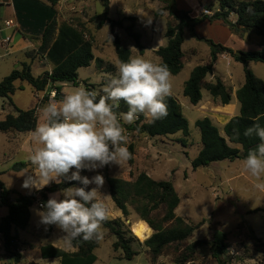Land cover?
<instances>
[{"label":"trees","instance_id":"trees-1","mask_svg":"<svg viewBox=\"0 0 264 264\" xmlns=\"http://www.w3.org/2000/svg\"><path fill=\"white\" fill-rule=\"evenodd\" d=\"M59 0H11L16 19L21 28L22 35L32 40H39L40 45L36 50L27 51L25 56L29 61L36 57L31 54L42 55L51 65L49 71L38 76L32 74L31 64L23 62L19 69H14L9 75L0 81V98L8 99L12 105L11 97L22 85L28 84L36 93H57L60 99L61 85L64 83H78V70L86 68L95 63L101 67L102 60L95 58L93 54L92 40L87 37L84 30L70 23H57V4ZM164 4L153 14V22L156 23L166 12L172 22L166 23L163 37L167 39L166 45L160 46L155 55L160 58L159 64H166L170 69L171 76L178 75L186 63V55L182 51L184 43V32L188 30L194 35V27L203 21L210 23L220 21L228 26L231 32L240 39H249L254 34L260 38L257 51H235L222 44L196 37L197 40L206 42L210 47L209 61L203 65L194 67L188 80L183 86V95L187 97L192 105H198L202 100V91L205 90L221 105H228L232 101V91L220 79L207 81L208 75L213 72V66L219 55H228L235 63L243 66L244 82L235 91V97L240 105L239 114L230 118L224 124L222 136L218 128L210 118L204 117L196 121L195 125L200 132L201 149L192 160V169L208 167L211 163L220 161L244 160L250 149H254L259 138L256 136L246 137L244 131L257 122L264 126V81L255 76L249 65L251 63L264 64V0H216L214 6L216 11L212 15L202 14L198 19H191L188 12L176 9V0H159ZM213 6V5H212ZM104 10L99 16L100 21L97 28L100 29L105 23L109 25L112 33V44L118 63L127 61L132 56V51L122 45L116 28L125 29L127 35L133 40L135 46L142 52L140 34L134 32L133 17L124 20H112L108 17V0L103 1ZM251 9V11H248ZM235 15L236 21L229 20L230 15ZM124 21L131 24L124 27ZM31 52V53H30ZM168 115L164 119L155 122H146V118L140 115L137 120L127 126V129L138 134H146L149 137H167L181 133L184 137L189 135L188 122L182 114V108L178 100L169 96L166 99ZM16 115L8 114L0 121V132L14 135L21 133H32L38 123L36 108L20 110L14 108ZM127 105L120 103L117 113L127 112ZM239 131V138L235 132ZM180 142L186 144V140ZM239 146V148L235 147ZM129 152L133 153V145L128 146ZM129 163L133 158L128 159ZM27 164L15 163L11 170L18 172L24 170ZM75 171V169H72ZM86 170L81 175H86ZM1 175V173H0ZM111 201L119 210L124 219L129 216V208L137 215L140 221L145 222L152 230L151 236L143 242L146 253L151 264H156L159 257L164 254L173 255L175 264H191L195 261L198 252L204 247L209 248L212 259L218 264H225L222 256L227 249V234L215 231L210 240H195L188 242L202 223L193 226L175 214L179 206L180 198L173 184L169 181H156L145 173H140L135 179L127 181L120 178L105 177ZM78 185V182L64 181L61 184L52 183L42 190L31 194H18L14 200L11 195L15 194L7 189L0 180V207L7 208V215L0 219V232L4 236L5 251L7 256L19 263L20 248L17 231L25 230L30 222V209L34 204H40L48 200V195L60 192L61 189ZM264 211L254 210L252 213ZM54 225H50L52 230ZM103 228L108 230V237H115L112 247L115 251L121 250L122 258L133 260L138 255L132 250L125 233L124 220L117 218L106 221ZM135 238H133L134 240ZM255 240L257 238L254 237ZM99 240L83 241L76 239L72 241L74 252H66L47 244L41 248L43 259H60V264H94L97 260L94 250L98 247ZM264 264V263H260Z\"/></svg>","mask_w":264,"mask_h":264},{"label":"rangeland","instance_id":"rangeland-1","mask_svg":"<svg viewBox=\"0 0 264 264\" xmlns=\"http://www.w3.org/2000/svg\"><path fill=\"white\" fill-rule=\"evenodd\" d=\"M4 1L0 0L1 3ZM103 1H58L57 23H70L82 28L87 37L92 40L94 57L101 58L102 60L100 68L93 62L89 67L79 69L78 83L76 85L72 83L62 84V95L70 94L74 88L80 86L103 94L102 88L104 82L110 75H115L117 72L116 66L118 61L112 44V33L109 25L105 23L100 29L97 28V24L100 21L99 16L104 10ZM215 1L176 0L175 5L178 11L188 12L190 18L195 20L200 18L205 10H212V7H215ZM108 4V17L112 20H124L127 17L136 19L132 23L133 30L141 36L140 43L143 46L142 52L135 46L133 40L127 35L124 28L115 29L122 45L132 51L131 57L142 56L153 63L159 64L160 58L155 55L154 50H157L162 43V46L166 45L167 39L163 35L166 23L169 21L172 22V20L168 17L167 12L156 23L153 22L152 17L164 4L159 0H108ZM3 17L9 16L0 7V19ZM232 19L233 17L229 18L230 21ZM123 24L124 27H127L131 22L124 21ZM157 26L161 30L160 36L157 35L159 33ZM17 28L23 32L25 31L21 27ZM229 34L233 33L223 23L217 22L210 24L207 21L198 23L194 27V35L188 30L184 32L182 51L187 59L182 71L176 76H171V96L175 97L180 103L182 114L188 122L189 135L187 137H184L181 133L167 137H149L146 134H138L128 130L127 126L133 123L127 124L121 119L120 122L125 129V135L128 137L127 147L130 144L133 145V162L130 164L127 160L120 165L110 164L95 171H88L86 172V176L91 178L99 173L104 178L110 176L130 181L143 172L156 181L171 182L180 198V203L175 210V214L193 226L202 223L195 230L193 237L188 241L189 243L195 240H210L213 232L222 231L227 234V249L222 256L225 264H260L264 263V211L252 212L256 209L264 210V190L255 187L257 183H264V177L257 180L246 173L243 170L242 160L214 162L208 167H201L196 170H193L191 165L192 160L198 155L201 149L200 132L195 125L197 120L204 117L210 118L218 128L219 133L224 136L222 121L218 120L217 110H215L216 106L210 104L213 98L209 93L203 90L202 100L196 106L192 105L189 99L183 95V86L188 80L192 68L209 61V45L204 41L197 40L196 37L224 45V43H227ZM5 35H13V41L10 45L17 38L13 34L12 28L4 30ZM259 39L258 36L253 35V41H246L245 44L253 45L254 40L259 41ZM231 45L232 47L239 46L236 42H232ZM5 46L2 43V37L0 35V81L14 69H19L22 62L28 61L29 63V59H25L26 56L21 53L9 52V46ZM192 48L197 50V56L191 57L190 53L196 52L192 51ZM31 54H34L33 57H38L34 59L35 61H31L33 62L31 65L32 74L38 76L47 71L48 67L43 66H46L45 64L48 63L45 61L41 63L42 55H36L34 51ZM189 57L191 59L187 62ZM49 66L52 68V65ZM249 67L256 77L264 81V64L251 63ZM213 78H218L223 81L225 86H229L233 94L234 103L236 101V104H238L236 112V115H238L240 106L235 98L234 91L244 82L243 66L235 63L230 58H220L213 67L212 76L207 77L208 80ZM16 85H22V87L11 97L12 105L8 99L0 98V121L7 114L16 115L14 110L16 107L20 110L36 108L38 122H40L41 113L39 110L47 103L50 96L49 93L40 92L35 94L26 83L20 84L17 82ZM206 102H209V104ZM147 121L149 120L146 119ZM22 137H25V135L22 134ZM182 139L186 140V144L180 142ZM36 147L38 145L33 141L31 149L20 151L15 155L11 153L13 146L8 143L6 136L0 133L1 180L22 195L27 193V189L22 187L24 179L30 175V169L33 168L28 157ZM235 147L239 148V146ZM15 163H24L27 164V167L18 172L12 171L9 167ZM91 187H95V185H89V188ZM101 193L109 195L106 182L101 189ZM105 202L110 211L109 220H115L117 218L124 220L125 228L129 230L125 233V238L129 241L132 250L137 252L138 255L133 260L123 259L122 251H115L112 247L113 242L116 240L115 237L109 238L108 230L103 228V239L99 240V245L94 250V254L97 257L94 264H151L146 253V248L143 246V242L146 239L141 241L131 230L132 223L141 222L137 215L129 208V216L124 219L111 199ZM37 208H39L37 204H34L31 208L30 226L25 231H19V236L22 241H26L32 246L31 248H25L23 251L22 263L59 264L58 259L43 260L40 258L39 246L48 243L49 238L47 235L50 226H44L39 223V217L35 211ZM116 213L118 217L115 216ZM63 235L64 233L55 226L51 243L66 250L70 247L65 245L62 238ZM133 238L135 239L133 240ZM2 256H0L1 261ZM156 264H175L173 263V255L167 252V254L159 257ZM191 264L218 263L211 258L209 248L204 247L200 249L195 261Z\"/></svg>","mask_w":264,"mask_h":264},{"label":"clouds","instance_id":"clouds-1","mask_svg":"<svg viewBox=\"0 0 264 264\" xmlns=\"http://www.w3.org/2000/svg\"><path fill=\"white\" fill-rule=\"evenodd\" d=\"M116 67V74L104 82L103 94L80 86L57 99L53 91L39 110L41 120L31 133L38 147L28 157L34 170L22 187L39 191L53 182H78L50 195L35 210L40 224L54 225L64 233L62 238L68 247L76 239H103V225L110 216L105 201L111 196L101 193L103 175L97 173L89 178L81 172L120 165L131 158L121 119L132 124L140 115L150 122L168 115L166 99L172 94V84L166 64L134 56ZM121 102L128 110L117 113ZM259 119L244 131V136L254 135L260 143L248 151L242 162L243 170L257 180L264 177V126ZM235 135L238 139V130ZM255 187L264 190V183Z\"/></svg>","mask_w":264,"mask_h":264},{"label":"crops","instance_id":"crops-1","mask_svg":"<svg viewBox=\"0 0 264 264\" xmlns=\"http://www.w3.org/2000/svg\"><path fill=\"white\" fill-rule=\"evenodd\" d=\"M41 1H45V0H41ZM0 7L4 10V11H6V13H7V15L9 16V17H3V18H1L0 20V23L2 24H0V35H1V37H2V43L3 44H5L3 41L4 40H6V39H8L9 41L5 44L6 46L5 47H7V46H9L8 47V50H9V52H15V53H21L22 55H24L25 56V53H26V51H31V50H36L37 48H38V46L40 45V41L39 40H30L28 37H25V36H23L22 34V32H21V30H19V28H15V29H13V34L17 37L16 38V40H15V42L12 44V45H10V43L13 41V39H12V36L13 35H11V36H8V35H5L4 36V30H7L8 28H4L3 27V24H4V22L6 21V20H8V19H10V18H15L16 19V15H15V11H14V9H13V6H12V2H11V0H5L4 2H0ZM214 9V10H213ZM208 12H209V15H212L215 11H216V6L215 7H212V10L210 9V10H207ZM5 13V12H4ZM4 13H3V16H4ZM200 14H202V12H200ZM230 17H233V19L231 20V22H235L236 21V17H235V15H230ZM17 20V19H16ZM208 22V21H207ZM217 22H220V21H214V22H212V23H210V22H208V23H210V24H213V23H217ZM17 23H18V21H17ZM222 23V22H221ZM19 24V23H18ZM3 27V28H2ZM18 27H20V25H18ZM157 29H158V32L159 33H157V35H159L160 36V34H161V30L159 29V27L157 26ZM14 30H15V32H14ZM22 33V34H21ZM155 35H156V33H155ZM254 34H252L250 37H249V39H240L239 37H237L236 35H234V34H229V36L227 37V43H224V46H226V47H229V48H231V49H233V50H235V51H257L259 48H258V43H259V41H257V40H254V42H253V45H250V44H245V42L247 41V42H252L253 40H252V36H253ZM160 39H161V37H160ZM260 40V39H259ZM232 42H236L239 46H237V47H232ZM162 43V42H161ZM161 46L163 45V43L162 44H160ZM160 47V46H159ZM158 47V48H159ZM157 48V49H158ZM192 51H196V52H191L190 53V55H191V57L192 56H197V54H198V52H197V50L196 49H194V48H192L191 49ZM154 51H156V50H154ZM191 57H189V60L187 61V62H189L190 61V59H191ZM220 58H225V59H229L230 57L228 56V55H226V54H221V55H219V57H218V59H220ZM25 59H26V57H25ZM99 59H101V58H99ZM231 59V58H230ZM37 60V59H36ZM208 60H209V58H208ZM35 61V60H34ZM38 61V60H37ZM43 61H45V62H47L48 64H45L46 66H43V67H48V70L47 71H49L50 70V66L49 65H51L44 57L42 58V60H41V63L43 62ZM25 62V61H24ZM28 62V61H27ZM23 63V62H22ZM29 63L32 65V63L33 62H31V61H29ZM39 63V62H38ZM215 65V64H214ZM214 67V66H213ZM194 68V67H193ZM192 68V69H193ZM213 73V72H212ZM208 76H212V74L211 75H208ZM207 79V78H206ZM215 79H218V78H213V79H207V81H215ZM223 82V81H222ZM65 84V83H64ZM60 85H62V84H60ZM241 86V85H240ZM227 87H229V86H227ZM234 95H235V91H234ZM236 98V97H235ZM237 100V99H236ZM207 104H209V102H206ZM210 104L211 105H215L216 106V108H215V110H217V115H218V120H220V121H222V125L224 126V124H226L229 120H230V118H232L233 116H235L236 115V112H237V109H238V104H236V101H235V103H234V100H233V97H232V101H231V103L230 104H228V105H221L220 104V102L219 101H217V100H212V103L210 102ZM240 106V105H239ZM8 115V114H7ZM6 116V115H5ZM1 133V132H0ZM4 134V133H3ZM22 134H24L25 135V137H22ZM5 136H6V140L8 141V143L9 144H11L12 146H13V150L11 151V153H14L15 155H17V153L18 152H20V151H23V150H28V149H31L32 148V144H33V140H32V137H31V133H21V134H14V135H9V134H4ZM29 162V161H28ZM11 168H12V166H10ZM9 167V169H11ZM34 169L32 168V169H30V175L32 174L31 172L33 171ZM87 171V170H86ZM88 172V171H87ZM1 173V172H0ZM2 174V173H1ZM0 180H1V175H0ZM2 181V180H1ZM3 182V181H2ZM4 183V182H3ZM53 183H55V182H53ZM52 184V183H51ZM4 185L6 186V188L7 189H9V190H11L12 192H15V194H12L11 195V197H12V200H14L15 199V197L18 195V194H20V193H18V192H16L14 189H12V188H10L8 185H6L5 183H4ZM49 186V185H48ZM48 186H46V187H48ZM34 191H37V190H35V189H31V190H29V189H27V193L26 194H31L32 192H34ZM55 193H58V192H55ZM52 194H54V193H51V194H49L48 195V198L50 197V195H52ZM22 195V194H21ZM38 205V204H37ZM39 207V206H38ZM32 208V207H31ZM7 215V208H5V207H0V219L2 218V217H4V216H6ZM115 216H117L118 217V214L116 213V215ZM30 221H31V209H30ZM29 226H30V222H29ZM28 226V227H29ZM27 227V228H28ZM26 228V229H27ZM25 229V230H26ZM25 230H18L17 231V237H18V243H19V245H20V248L17 250V252L20 254V260H19V263H15L14 262V260H13V258H11V257H9V256H7V253L6 252H4V254H3V256H2V254H0V256H2V261H1V259H0V264H23L22 263V253H23V251L25 250V248H31L32 246H30L26 241H22V239L20 238V236H19V231H25ZM53 232H55V226L53 227V229L52 230H49V232H48V243L47 244H50V245H52V246H54V247H56V248H59V247H57L54 243H51V240H52V233ZM47 244H45V245H47ZM45 245H40L39 246V252H40V258L41 259H43L42 258V256H41V248L43 247V246H45ZM59 249H61V248H59ZM62 250H64V249H62ZM64 251H66V252H74L75 251V249H73L72 247H70L69 249H66V250H64ZM1 258V257H0ZM56 259H58L59 260V264H60V259L59 258H56ZM43 260H53V259H43Z\"/></svg>","mask_w":264,"mask_h":264},{"label":"bare ground","instance_id":"bare-ground-1","mask_svg":"<svg viewBox=\"0 0 264 264\" xmlns=\"http://www.w3.org/2000/svg\"><path fill=\"white\" fill-rule=\"evenodd\" d=\"M132 233L141 241L147 239L151 233V229L148 225L141 221V222H134L131 225Z\"/></svg>","mask_w":264,"mask_h":264},{"label":"built area","instance_id":"built-area-1","mask_svg":"<svg viewBox=\"0 0 264 264\" xmlns=\"http://www.w3.org/2000/svg\"><path fill=\"white\" fill-rule=\"evenodd\" d=\"M205 15H209V12L208 11H204L203 12ZM4 28H12V29H15L18 27V23H17V20L15 18H10L8 20H6L3 24ZM9 40L6 39L4 40L3 42L6 44ZM54 90L48 92L49 95L53 92ZM5 251V240H4V236L3 234L0 232V254H4Z\"/></svg>","mask_w":264,"mask_h":264}]
</instances>
